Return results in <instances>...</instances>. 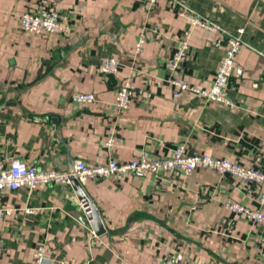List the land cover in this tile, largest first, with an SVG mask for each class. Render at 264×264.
Here are the masks:
<instances>
[{"label": "crops", "instance_id": "obj_1", "mask_svg": "<svg viewBox=\"0 0 264 264\" xmlns=\"http://www.w3.org/2000/svg\"><path fill=\"white\" fill-rule=\"evenodd\" d=\"M173 1L229 33L244 28L243 74L228 89L235 108L189 91L174 96L167 64L185 31H192L191 47L175 76L192 85L212 84L226 43L215 45L220 33L192 26ZM173 1L0 0V159L66 170L79 159L169 156L184 144L190 155L207 151L264 169V0ZM44 7L61 13L64 32L23 28L21 15ZM106 58L120 62L116 74L101 73ZM129 76L135 98L120 110L116 96ZM78 93L96 98L76 103ZM83 184L107 233L90 245L92 228L71 184L3 190L5 206L38 212L0 221V264H35L43 243L51 264H162L173 250L188 264H264V225L224 206L233 199L256 207L260 189L231 175L204 169Z\"/></svg>", "mask_w": 264, "mask_h": 264}, {"label": "built area", "instance_id": "obj_2", "mask_svg": "<svg viewBox=\"0 0 264 264\" xmlns=\"http://www.w3.org/2000/svg\"><path fill=\"white\" fill-rule=\"evenodd\" d=\"M144 1L156 3L158 0ZM173 2H175L174 6L177 8L179 15L187 19L192 26H200L209 31L220 33L215 45L220 46L222 43H226L224 55L220 60L212 84L209 87L192 85L185 79L175 76L191 47L192 31H185L178 39L173 57L167 64L170 73L168 82L175 88L174 96L180 97L183 91H189L206 100L216 101L235 108L236 103L228 96V89L232 77L243 74V69L237 64V55L244 44L242 39L244 28H240L237 33H229L216 21L194 12L179 1ZM20 19L24 29L40 35L59 34L66 29L61 13L52 8L44 7L37 11H26ZM144 43L145 35L143 34L137 44V49L140 50ZM119 68L120 62L115 58L103 59L100 64V71L104 75L116 74ZM95 98L94 93H78L74 95L73 100L76 103L88 104L92 103ZM134 98L135 86L133 78L129 76L120 83L116 96V106L120 110H127L131 108ZM114 142L115 138L111 136L105 140V145L111 148ZM204 169H212L222 175H231L240 179L249 187L260 189L257 198L258 206L256 207L242 204L233 199H227L224 206L236 216H242L255 224L264 225V169L247 166L228 158L214 157L207 151L190 155L184 144L175 147L173 153L169 156L149 158L146 152H142L134 159L121 161L110 155L106 162L95 164H88L79 159L75 161L73 167L66 170L41 169L37 165L28 164L17 157L9 161L0 159V221L7 216H17L19 210L27 214L38 212V209L32 207L14 209L5 206L1 196L3 190L14 191L21 187L33 190L41 185L51 184L70 185L73 178H78L80 182L84 183L90 179L98 180L109 177L123 179L130 175L143 176L148 173L159 175L163 172H180L189 175L196 170ZM79 209L82 211L84 218L90 213L89 206L84 199L79 201ZM92 234L90 245H93L94 238L97 236L93 229ZM46 254L47 244L43 243L35 251V264H51ZM81 264H89V261ZM162 264L188 263L184 262V257L179 251L173 250Z\"/></svg>", "mask_w": 264, "mask_h": 264}, {"label": "water", "instance_id": "obj_3", "mask_svg": "<svg viewBox=\"0 0 264 264\" xmlns=\"http://www.w3.org/2000/svg\"><path fill=\"white\" fill-rule=\"evenodd\" d=\"M71 186L73 187L75 195H77L78 199H84L89 206L90 213H88L83 219L84 223L87 226L91 227L97 236H101L107 233V229L101 218L100 211L89 196L84 184L80 182L78 178H73L71 180ZM107 252H109V249L107 250Z\"/></svg>", "mask_w": 264, "mask_h": 264}]
</instances>
